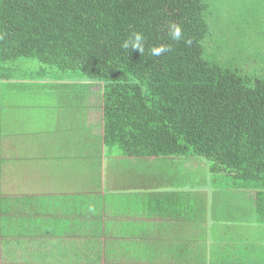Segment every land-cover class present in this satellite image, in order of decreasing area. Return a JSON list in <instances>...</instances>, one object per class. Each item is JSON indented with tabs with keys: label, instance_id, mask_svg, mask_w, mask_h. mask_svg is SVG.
Masks as SVG:
<instances>
[{
	"label": "trees",
	"instance_id": "16d2710c",
	"mask_svg": "<svg viewBox=\"0 0 264 264\" xmlns=\"http://www.w3.org/2000/svg\"><path fill=\"white\" fill-rule=\"evenodd\" d=\"M217 4L0 0V130L2 100L15 88L45 87L48 79L67 99L72 93L65 109L71 118L74 111L85 113L82 102L98 85L103 114L93 159L72 155L78 159L72 189L86 181L89 192L35 198L38 211L28 213L30 220L2 210L0 258L6 261L2 254L10 250L22 264L21 252L13 250L24 254L25 238L73 237L72 243H51V254L43 256L67 264H264V76L235 64V53L243 50L235 49L233 37L246 33L214 37L222 43L215 48L218 57L205 44L211 18L239 20L252 32L256 17L264 21V0H233L229 10ZM170 23L182 27L179 42L169 37ZM137 31L145 36L143 55L120 46ZM161 44L171 50L151 56ZM16 71L26 72L28 83ZM76 121L82 118L73 126ZM84 137H91L89 131ZM191 161L207 164L210 185L199 186L203 173ZM181 182L189 184L188 192L179 190ZM212 185L218 189L210 194ZM134 213L155 220L150 228L134 225ZM130 228L140 232L133 242ZM112 234L102 248L100 237Z\"/></svg>",
	"mask_w": 264,
	"mask_h": 264
},
{
	"label": "crops",
	"instance_id": "0c3cea01",
	"mask_svg": "<svg viewBox=\"0 0 264 264\" xmlns=\"http://www.w3.org/2000/svg\"><path fill=\"white\" fill-rule=\"evenodd\" d=\"M23 82V81H22ZM24 83V82H23ZM20 84V83H19ZM25 84V83H24ZM24 85L20 84L16 87H22ZM47 87V88H46ZM58 88L57 86H55ZM8 91V90H7ZM52 91V92H48ZM54 86L52 83L46 85L42 88H35L32 91H28L26 89H18L15 88L13 92L9 94L8 102L11 104L10 107L21 108V112L28 113V112H36L37 114H22L20 119L15 120V122H22V123H29L28 132H51L49 128L46 126L47 118H50L49 121L51 125L56 126V132H61V137L66 136L63 140H60L62 147L66 150L64 153L56 152L57 145L55 141H53L48 147L50 152L47 153L46 149L47 144L44 141L42 155L40 154H32V151H36V148L29 149L26 148L25 142L21 143V133L12 130L8 131L7 122H6V113L4 110V102L5 98L2 100V111H1V130H0V212L2 210L12 211L15 212L14 216L25 218L26 220H30V216L28 213H33L38 211L35 207L33 208L32 205L36 204L37 199L44 196H53L54 194H62L65 193H85L89 192L88 185H86L85 181L83 183L76 184V190L72 188H63L62 189V179H66L64 174L74 175L78 171L74 172L76 167V163H78V159L72 157V155L79 156L81 161H86L90 157V161L93 159V153L95 151L93 147V137H102L103 136V124L101 123V132L95 133L91 125L88 124V115L90 111H86V107L88 106L87 102H90V99L93 98V91L88 92L86 96V100L82 102L85 107V113L81 111H74L76 117L71 118L72 114L69 111H65L68 109L71 104L72 99L70 93V98L67 99L64 93L55 92ZM47 92V93H46ZM20 93V94H19ZM53 93V101L47 100L48 94ZM16 97H19L18 99ZM90 104V103H89ZM75 110H78L77 101L74 102ZM46 110H52L53 112L51 116H46ZM9 111H7L8 113ZM16 112V111H14ZM38 113H41L42 116H39ZM72 113V112H71ZM54 115V117H53ZM81 117L82 121L79 123L76 121L75 126L74 121L78 120ZM101 118H103V114L101 111ZM33 119V121H32ZM102 120V119H101ZM103 121V120H102ZM91 134V137L85 138L84 136L88 133ZM87 132V133H86ZM55 133V132H53ZM95 133V134H94ZM66 139V140H65ZM89 140V141H87ZM37 145V143H36ZM60 149V145H59ZM62 164V165H61ZM83 167V166H82ZM87 167V166H85ZM108 172L106 175L109 174V167L107 166ZM84 173V169L82 170ZM72 175V176H73ZM105 175V176H106ZM119 175V173H117ZM115 177V176H114ZM87 179L86 177H83ZM120 178V177H115ZM47 180V181H46ZM111 178L108 177L105 179V184H109L110 186ZM86 185V187H85ZM47 186L49 188L47 189ZM75 188V186H72ZM189 185H183L181 192L189 191L187 188ZM191 188V187H189ZM99 188L101 193L106 191V186ZM98 191V192H99ZM130 191L131 190H128ZM192 191L199 194L201 191L199 188L193 187ZM109 193L117 194L118 191H110ZM131 194V193H130ZM202 194V192L200 193ZM200 196V195H199ZM214 195V199L217 200L218 197ZM37 198V199H35ZM215 199V200H216ZM27 213V214H26ZM1 215V213H0ZM133 219V224L142 222V224H146L145 226L150 228L153 224L152 216H146V214H135L131 217ZM132 231V233H131ZM132 236L139 235L140 232H136V228H130ZM103 238V237H102ZM27 243L24 245L23 252L21 249L13 250L21 252L23 256L24 264H45L49 262V264H67L65 262L58 263L59 258L56 255H49V259L46 256L47 251L50 252V244L51 243H72L73 237H54V238H25ZM105 239V238H104ZM52 240V241H51ZM107 240V239H105ZM51 241V242H50ZM133 242V240H131ZM125 244V241L122 242ZM121 243V244H122ZM56 248L52 247V252ZM12 251L9 250V253L2 254L5 256L6 261L0 258V264H16L15 258H13L10 253ZM87 249H83V253H87ZM57 259V261H55ZM57 262V263H56ZM21 263V262H20ZM85 263V262H84ZM68 264H75V262H70L68 260Z\"/></svg>",
	"mask_w": 264,
	"mask_h": 264
},
{
	"label": "rangeland",
	"instance_id": "374dc122",
	"mask_svg": "<svg viewBox=\"0 0 264 264\" xmlns=\"http://www.w3.org/2000/svg\"><path fill=\"white\" fill-rule=\"evenodd\" d=\"M218 4L216 6H219L223 9L229 10V7L231 5V2H233V0H217ZM249 1H257V0H249ZM252 8L254 10H260L258 9V7L256 5H252ZM213 12L217 15L218 13V9L217 7H215V9L213 10ZM255 19H257L259 22L257 21H253V26H252V32H250V30H245L244 28L241 27V21L239 20H234L231 21V23H229V21L227 19H223L222 22L217 21L216 19H212L211 18V22L212 24H214V26L212 27V34L211 32L208 34V37L205 40V44L207 45V50H208V54L209 55H215V57L217 56L218 51L215 50V48L217 46H221L222 43H220L219 41L214 40V37L216 38L218 35H226V34H232L234 32H239V33H246L247 35L244 37H233V39L236 40L235 42V49L237 50H243V51H238L235 53L234 58L236 59L235 64L238 65L242 70L244 69L245 71H248V73H252V74H256L257 76H264V54L260 51L263 50L264 52V21L260 20L258 17H256ZM262 19L264 20V16L262 17ZM261 21V23H260ZM226 40H229V37L225 38ZM230 46V44H228L227 42L224 43V49H228ZM248 49V50H247ZM250 50V52H248ZM259 50V54H257V51ZM217 52V53H215ZM220 57L221 55L218 54ZM222 58V57H221ZM220 58V59H221ZM225 60V59H224ZM34 63H38V67L42 68L41 63L39 64V62L37 60L34 61ZM21 76L20 79H22V81L26 84L27 82V74L26 72H21V71H16V77ZM52 76V74H51ZM43 75L40 74L39 78H42ZM54 79H48V84L49 81H53ZM79 82H83L84 79L80 78L78 79ZM28 86V85H27ZM95 90L94 94H93V98L90 99V102L88 103V106L86 107V111H90L89 115H88V124L92 126L93 131L95 133H100L101 132V123H102V118H101V111H102V105H101V95H100V91H98L99 86L95 85L93 86ZM52 92V91H49ZM47 100L53 101V93L48 94L47 96ZM9 100V96L5 98V102H4V110L6 113V122H7V127H8V131H12L15 130L19 133H21L22 139H21V143L25 142V146L26 148L29 149H34L36 148V151H32V154H40L42 155V147H43V143L44 141L47 144V147L53 142L55 141V144L57 145L58 148H56V152H61L64 153V151L66 150L64 147L61 146L60 140H63L66 136L64 137L60 134L59 132H56V124L55 125H51V122L49 121L50 118H47L46 120V126L49 128V130H51V132H28V127H29V123H20V122H15V120L20 119L22 114H37L36 112H28V113H22L21 108H15V107H10L11 104L8 102ZM90 103V104H89ZM7 111H9L7 113ZM16 111V112H14ZM52 110H46L45 114L46 116H51L53 114V112H50ZM39 116H42L41 113H38ZM54 117V115H53ZM33 121V119H32ZM55 132V133H53ZM94 133V134H95ZM66 140V139H65ZM37 143V145H36ZM59 145H60V149H59ZM47 153L50 152L49 147L46 149ZM151 160V159H150ZM186 164V163H185ZM189 164V162H188ZM62 165V164H61ZM190 166H192V169L198 170V174L199 173H203L202 176L199 177L198 181H199V186L200 187H204L207 180L208 183L210 185V178L208 179V176L204 173L205 169L203 168V165H207L206 163H202V162H198V161H191V164H189ZM73 175V174H72ZM72 175L70 174H64L66 179H62V189L64 188H73L72 187ZM67 183V185H66ZM88 184V183H87ZM86 184V185H87ZM180 184H185L183 182H181ZM179 184V185H180ZM85 185V187H86ZM185 185H189L187 182ZM211 188L207 189V191L210 194H213L216 189V187H214L213 185L210 186ZM49 188V186H47V189ZM216 195V194H215ZM220 198V196H218ZM103 237V238H102ZM107 239L109 242L113 240L114 235H106V236H101L100 237V241H101V247L105 248L106 247V240ZM131 240H133L131 238ZM25 262L23 261V264ZM57 263V262H56ZM85 264V263H84Z\"/></svg>",
	"mask_w": 264,
	"mask_h": 264
},
{
	"label": "clouds",
	"instance_id": "9594fccd",
	"mask_svg": "<svg viewBox=\"0 0 264 264\" xmlns=\"http://www.w3.org/2000/svg\"><path fill=\"white\" fill-rule=\"evenodd\" d=\"M168 34L171 40L179 42L183 38L182 27L176 23H170L168 26ZM186 42L190 43V41ZM120 46L127 52L129 49L139 50V52L143 55L145 52V36L142 32H133L121 42ZM170 50V45L161 44L152 47L150 55L153 57H159Z\"/></svg>",
	"mask_w": 264,
	"mask_h": 264
}]
</instances>
